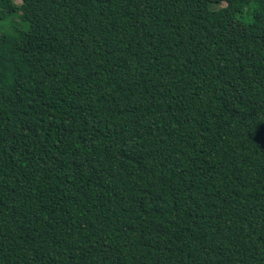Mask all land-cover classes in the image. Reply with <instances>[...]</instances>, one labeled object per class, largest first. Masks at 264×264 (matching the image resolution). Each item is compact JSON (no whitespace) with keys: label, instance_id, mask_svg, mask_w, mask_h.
<instances>
[{"label":"trees","instance_id":"obj_1","mask_svg":"<svg viewBox=\"0 0 264 264\" xmlns=\"http://www.w3.org/2000/svg\"><path fill=\"white\" fill-rule=\"evenodd\" d=\"M0 264H264V0H0Z\"/></svg>","mask_w":264,"mask_h":264}]
</instances>
